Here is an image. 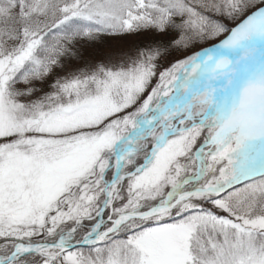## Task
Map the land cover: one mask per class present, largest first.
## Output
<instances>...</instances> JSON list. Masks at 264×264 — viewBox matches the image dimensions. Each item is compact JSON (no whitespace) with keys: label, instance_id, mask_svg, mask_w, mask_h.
Listing matches in <instances>:
<instances>
[{"label":"snow or ice","instance_id":"1","mask_svg":"<svg viewBox=\"0 0 264 264\" xmlns=\"http://www.w3.org/2000/svg\"><path fill=\"white\" fill-rule=\"evenodd\" d=\"M0 264H264V0H0Z\"/></svg>","mask_w":264,"mask_h":264},{"label":"rangeland","instance_id":"2","mask_svg":"<svg viewBox=\"0 0 264 264\" xmlns=\"http://www.w3.org/2000/svg\"><path fill=\"white\" fill-rule=\"evenodd\" d=\"M143 36L145 38H147V36L149 37L150 34L147 33H142V34H137V35H131V36H127V37H123V39H119L117 40V38L112 39L109 37L103 38V36L99 37L98 42L96 44V42H90L89 44H87V47L90 45H94L91 50L90 47L88 48V52L87 54H89L91 56V54L94 52L96 54L95 59H93L95 63H101V62H105V59H111V60H118L123 54L125 53H131L132 49H135L133 46L135 43H137L138 41H140V37ZM99 47L98 52L95 50L96 47ZM87 47L85 48V50L87 49ZM120 53V54H119ZM195 53L189 54V55H180V57L176 58V59H184L187 56L193 55ZM169 63H174L173 62H166L163 66L167 67L169 66ZM153 83H155V81H153ZM19 87H23V85H20ZM199 143V141H198ZM85 223H92L91 221H86ZM35 239V238H34ZM85 253H87V250L85 249Z\"/></svg>","mask_w":264,"mask_h":264},{"label":"trees","instance_id":"3","mask_svg":"<svg viewBox=\"0 0 264 264\" xmlns=\"http://www.w3.org/2000/svg\"><path fill=\"white\" fill-rule=\"evenodd\" d=\"M229 23H231V21H229ZM106 37H108V36H103V38H106ZM109 38L114 39L113 37H109ZM115 39H116V38H115ZM119 39H123V37H122V38H117V40H119ZM140 39H141L140 41H138L137 43L134 44L133 47H134L135 49H132V50H131V53H134L136 50H147V48H148V46H149V41H150V39H151V36H149V37L147 36V38L141 36ZM97 43H98V42H96V44H97ZM212 43H215V41L210 42V43H209L208 45H206V46H211ZM200 44H201V46H205V45L203 44V41H201ZM94 45H95V44H94ZM94 45H90V46H88V47H87V45H85L84 47L80 48V52L83 54V59H84L85 61H90V62H93V61H94L93 59H95L96 54H95L94 52L91 54V56H90L89 54H87V52H88V48L90 47L89 50L92 51L91 48H93ZM201 46L193 45L188 51H186L185 53L180 54V55H183V56H184V55H189V54L195 53L196 51H200V50H201ZM86 47H87V49L85 50ZM98 49H99V47L97 46V47L95 48V50L98 52ZM119 54H120V53H119ZM180 55H178V56H176L175 58L171 59L170 62H173V61L175 62L176 58L180 57ZM73 67H76V66L73 65Z\"/></svg>","mask_w":264,"mask_h":264}]
</instances>
